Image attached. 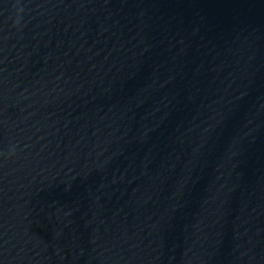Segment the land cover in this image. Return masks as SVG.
<instances>
[{
  "label": "water",
  "instance_id": "95a60500",
  "mask_svg": "<svg viewBox=\"0 0 264 264\" xmlns=\"http://www.w3.org/2000/svg\"><path fill=\"white\" fill-rule=\"evenodd\" d=\"M0 264H264V0H0Z\"/></svg>",
  "mask_w": 264,
  "mask_h": 264
}]
</instances>
